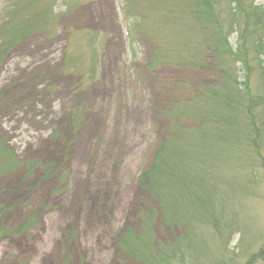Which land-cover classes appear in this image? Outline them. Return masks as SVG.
I'll use <instances>...</instances> for the list:
<instances>
[{
	"label": "rangeland",
	"instance_id": "1",
	"mask_svg": "<svg viewBox=\"0 0 264 264\" xmlns=\"http://www.w3.org/2000/svg\"><path fill=\"white\" fill-rule=\"evenodd\" d=\"M24 1L0 0V23ZM26 1L46 10L47 27L24 38L1 69L0 88L18 89L24 100L0 109V132L43 167L30 178H0V264H131L120 240L144 209L138 181L164 138L152 83L174 74L218 78L151 68L154 42L134 32L140 18L128 16L124 0ZM256 3L264 8V0ZM230 43L238 47L237 33ZM75 108L84 119L72 131ZM54 129L60 132L51 136ZM241 200L229 201V213L240 221L248 214L252 223L234 233L228 247L236 258L227 255V264H247L264 245V197ZM32 217L35 225L22 228Z\"/></svg>",
	"mask_w": 264,
	"mask_h": 264
},
{
	"label": "trees",
	"instance_id": "2",
	"mask_svg": "<svg viewBox=\"0 0 264 264\" xmlns=\"http://www.w3.org/2000/svg\"><path fill=\"white\" fill-rule=\"evenodd\" d=\"M11 5L0 23V72L24 38L47 27L46 10L26 0ZM124 6L128 16L139 15L134 32L154 42L151 68L209 72L218 79L193 82L174 74L162 86V80L152 83L153 113L164 119V138L139 178L146 203L122 234L121 251L131 264H227V255L236 258L228 247L234 233L252 223L248 214L241 221L230 214L229 201L264 197V8L256 0H124ZM23 100L18 89L0 88V109ZM83 119L72 109L70 130ZM3 133L0 178H30L43 167L21 157ZM34 218L22 228L29 230ZM159 224L169 234L156 232ZM252 256L247 264L264 259V245Z\"/></svg>",
	"mask_w": 264,
	"mask_h": 264
}]
</instances>
